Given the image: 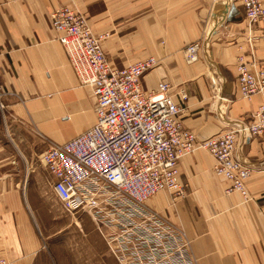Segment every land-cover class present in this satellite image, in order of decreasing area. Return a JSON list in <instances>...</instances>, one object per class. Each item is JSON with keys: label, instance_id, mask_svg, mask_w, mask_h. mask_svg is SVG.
<instances>
[{"label": "crops", "instance_id": "1", "mask_svg": "<svg viewBox=\"0 0 264 264\" xmlns=\"http://www.w3.org/2000/svg\"><path fill=\"white\" fill-rule=\"evenodd\" d=\"M72 6L104 36L112 69L158 60L142 89L149 94L170 83L185 108L183 125L197 143L252 122L264 105L260 95L243 99L237 84L236 58L250 55L242 0H0V73L12 130L9 140L0 127V258L9 264H53L51 235L38 216L45 210L40 193L48 175L37 173L34 162L97 121L93 92L79 82L51 24L55 10ZM252 37L261 67L264 23L254 26ZM195 42L201 43L199 60L188 65L183 50ZM237 158L251 170L250 201L227 195L230 182L215 173L213 157L199 150L180 163L185 196L160 192L147 202L185 233L194 264H264V141L241 139Z\"/></svg>", "mask_w": 264, "mask_h": 264}, {"label": "built area", "instance_id": "2", "mask_svg": "<svg viewBox=\"0 0 264 264\" xmlns=\"http://www.w3.org/2000/svg\"><path fill=\"white\" fill-rule=\"evenodd\" d=\"M242 1L250 55L236 58L237 84L241 97L251 101L256 95L264 97V64L260 67L255 59L252 37L254 26L264 23V4ZM51 24L79 82L92 90L96 100V124L71 141L51 145L39 158L65 213L89 216L99 231L104 227L113 232L125 224L133 230L135 219L143 218L170 231L187 248L185 233L147 202L160 192L183 198L180 163L199 150L213 157L215 173L230 182L227 195L239 193L245 201L251 200L247 188L251 170L238 160L237 150L241 139L264 141V105L254 111L252 122L197 143L196 135L183 125L185 108L176 103L170 83L159 84L149 94L142 89L143 78L159 65L158 60L150 57L122 70L112 69L102 48L104 36L95 34L75 6L55 10ZM200 51V42L183 50L188 65L199 60ZM6 95L0 73L1 111H5ZM179 95L188 100L184 90ZM0 264L9 263L0 258Z\"/></svg>", "mask_w": 264, "mask_h": 264}, {"label": "rangeland", "instance_id": "3", "mask_svg": "<svg viewBox=\"0 0 264 264\" xmlns=\"http://www.w3.org/2000/svg\"><path fill=\"white\" fill-rule=\"evenodd\" d=\"M3 126L4 136L10 140L7 131L11 123L6 110H0V127ZM34 167L37 173L48 175L39 159ZM32 178L33 175L31 179L27 177L30 184L34 183ZM40 194L46 205L44 211L39 209L38 216L44 217V233L51 235L53 264H194L181 240L143 218L135 219L133 230L125 224L115 232L104 227L97 231L89 216L75 218L63 211L46 178Z\"/></svg>", "mask_w": 264, "mask_h": 264}]
</instances>
